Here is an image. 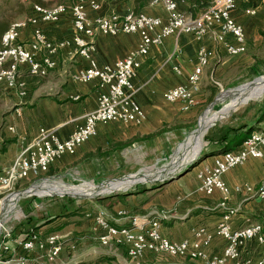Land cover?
I'll return each instance as SVG.
<instances>
[{
    "label": "crops",
    "instance_id": "1",
    "mask_svg": "<svg viewBox=\"0 0 264 264\" xmlns=\"http://www.w3.org/2000/svg\"><path fill=\"white\" fill-rule=\"evenodd\" d=\"M177 2L179 10L193 18L200 16L206 7L203 0H186L185 2L177 0ZM98 3L100 5L98 11L88 12L90 19L112 15L123 16L129 11L161 18L166 16L161 6L150 5L151 0H98ZM250 8L256 10L254 16L244 13ZM231 17L244 28L247 41L249 33L264 32V0H237L236 11L232 12ZM42 29L50 41L70 39L73 29L69 12L57 24L43 25ZM218 31V26L213 27L200 40L188 34L168 37L161 45L151 47L147 56L139 59L140 68L132 79L134 89L132 100L145 115L143 123L139 126L122 123L98 125L95 137L79 147L74 156L63 157L51 168L58 171L81 156L92 157L93 151L104 148L107 149L104 153H115L118 156L126 149L136 145L138 147L139 143L149 145L161 135H163L161 137L169 136L171 133L168 130L178 131L187 125L188 120L192 118L194 108L184 112L181 110V104L166 102L164 94L186 84L188 76L197 66L199 48L204 47L213 53L208 65L202 71L200 83L211 66L210 74L216 76L219 71L227 68L225 64L227 58L234 59L245 55L244 53L238 57L227 56L224 46L214 39ZM30 39L31 30L23 29L19 42L27 44ZM139 41V36L136 34L117 36L97 34L94 40L93 58L99 67L112 66L135 51ZM54 60L57 64L56 69L46 78H33L26 73L22 75L21 80L26 84L25 95L22 97L16 91L0 86V134L3 133L0 139V174L12 164L22 148L37 136L40 128H56L60 140L68 138L82 117L96 109L99 96L105 93V89L99 87L98 80L86 84L74 80L77 73L86 68L88 63L76 55L72 49L60 50L54 56ZM198 96L199 93L196 99ZM260 114L255 121L245 122V117L238 119L239 128L234 127L233 131L245 132L246 137L252 129L264 131V126H259L264 121L263 109ZM234 134L236 135V131L230 132L226 142H229ZM151 136L152 138H149ZM6 141H12V143L5 145ZM239 146L231 151L238 150ZM3 148L4 151L1 152ZM210 149L215 153L222 147L216 146ZM215 155L218 154H209L210 157ZM177 164H174L167 172L170 173L178 168L174 167ZM205 166L211 167L212 159ZM197 172L193 167L179 179L164 187L100 202L98 206L96 205V214L104 210L105 218L110 226L123 227L125 222L124 218L119 216L120 212L148 213L154 217L162 211H167L171 213V216L161 221V235L173 242L190 240L193 229L212 228L223 217V211L219 208L221 195L218 192L210 197L198 193ZM222 180L230 190L228 206L237 209L231 221L233 229L259 224L264 235V201L248 195L245 191L238 193L234 191L236 187L245 185L258 187L264 183V164L260 160L249 159L242 166L223 175ZM53 188L56 190L55 193L59 192L58 194L62 192L71 195L82 194L81 191L57 186L46 188L41 193ZM41 193L35 192L34 195ZM31 232H36L41 237L53 234L61 237L63 249L57 260L49 264H200L199 261L150 253H146L141 259H130L124 245L115 243L109 247L101 245L99 237L104 232L96 227L94 219L88 213L50 219L44 223H38L25 234L9 236L4 240L7 251L2 253L9 264H22L21 260H24L23 264L39 263L38 253L25 251L18 245L19 241L26 239ZM222 249L223 242L216 238L207 249V253L211 256L219 255ZM257 251L256 241H250L245 248V256L256 255Z\"/></svg>",
    "mask_w": 264,
    "mask_h": 264
},
{
    "label": "built area",
    "instance_id": "2",
    "mask_svg": "<svg viewBox=\"0 0 264 264\" xmlns=\"http://www.w3.org/2000/svg\"><path fill=\"white\" fill-rule=\"evenodd\" d=\"M203 1L206 7L196 18L181 12L177 0H151L152 7H162L165 18L129 11L123 16L90 19L88 12L100 9L98 0H75L70 6L58 4L45 8L34 5L31 13L24 19L12 22L0 39V86L24 96L26 84L21 80L22 75L26 73L40 79L47 77L56 69L54 56L60 50L70 48L88 63L86 68L77 73L74 80L83 84L98 80L99 87L105 89V93L99 96L96 109L85 114L65 140L59 139L56 128H40L37 136L22 148L12 164L0 174V193L10 191L22 181L38 179L63 157L74 156L79 147L96 136L98 125H141L145 115L132 100V79L140 68L139 59L147 56L151 47L161 45L165 38L188 34L200 40L213 27L218 26L219 31L214 39L224 46L227 56L243 55L246 52L245 30L231 17L232 12L236 11L237 0ZM67 12L71 17L72 36L67 40L50 41L43 32V25L57 24ZM244 13L254 16L256 10L250 8ZM26 28L31 30V39L27 44H22L19 37ZM97 34H136L140 41L136 50L122 60L112 66L99 67L93 58ZM212 56L211 51L200 47L197 52V66L188 76L186 84L167 91L164 94L165 101L181 104L184 112L196 106L202 71ZM249 159L260 160L264 164V131L250 133L241 142L238 150L220 153L214 156L211 167L204 166L198 170V193L205 197H210L215 192L221 195L219 208L223 211V217L214 227L195 228L191 232L190 240L173 242L160 233L164 215L141 218L120 212L119 216L125 218L126 225L113 227L101 211L94 217L96 227L104 232L99 237L101 245H124L127 256L133 260L150 253L199 261L200 264H264L262 227L252 224L233 229L231 221L237 209L228 206L230 190L222 180L223 175L242 166ZM234 191H245L248 195L264 201V183L258 187H236ZM216 238L223 242L222 253L208 255L207 249ZM250 241H256L258 251L256 255L245 256V248ZM18 245L25 251L38 253V264L55 262L63 249L59 235L41 237L35 232L29 233ZM5 251L7 247L2 243L0 264H9L2 254Z\"/></svg>",
    "mask_w": 264,
    "mask_h": 264
},
{
    "label": "rangeland",
    "instance_id": "3",
    "mask_svg": "<svg viewBox=\"0 0 264 264\" xmlns=\"http://www.w3.org/2000/svg\"><path fill=\"white\" fill-rule=\"evenodd\" d=\"M74 1L0 0V26L5 25L6 31L12 22L22 20L31 13L34 5L45 8L58 4L70 6ZM261 33L251 32L247 35L245 55L234 59L227 58L225 61L227 68L225 70L219 71L215 76L210 74L212 66L208 69L204 80L200 83V92L196 100L197 105L193 107L194 109L192 108V118L188 120L187 125L182 127V129L174 132L168 130L171 133L169 136L161 137L163 136L161 135L154 143L149 142L151 143H148L149 145L147 143H144V145L139 143L138 147L136 145V147L126 149L118 156L115 153H104L107 150L106 148L95 150L92 157L81 156L78 160L64 165L58 171L51 168L54 171L52 175H42L38 179L22 181L10 191L0 193V217L4 204L18 199L14 208L2 218L0 224V245L4 243L8 236L25 234L29 229L37 226L38 223H44L50 219L62 218L63 216L67 218L68 216L84 213H88L94 219L98 203L107 200L111 201V199L121 197L123 194H136L147 187L150 188V185L137 184L126 191L91 195L93 197L85 199L70 194L45 196L46 193L56 192L53 188L41 193L46 188L57 186L65 189H74L75 191L92 192L96 189L94 187L107 186L110 183L115 185L130 177L132 179L131 182L138 183L142 179L141 177L144 176L150 175L158 178L160 174L167 173L171 165L179 163L180 159L175 158V156L183 153L187 140L196 135H198V139L191 147V154L174 167H181L197 152L199 154L192 162L195 172L199 168L204 167L211 159L213 160L214 157H210L209 154L202 156V152L205 150L204 146L208 141H218V139L227 136L233 131L234 127L237 129L238 119L245 117V122L255 121L261 115L262 109L264 112V36ZM238 90H242L241 93L244 95L253 91L255 93L246 99L240 97L231 102L234 97H232L233 93ZM219 97L221 98L219 99ZM224 97H229V101L221 106L215 104L217 99L220 101ZM203 118L207 119L204 127L201 125ZM199 122V131L194 132L197 130ZM261 123V125L259 123L258 125L264 126V121ZM252 132L261 131L252 129L250 133ZM190 133L192 134L188 138ZM2 135L3 133L1 132L0 139ZM177 179L179 177L165 185ZM34 187L35 189L30 193L31 195L23 198H21V195H13L27 192ZM35 192L41 193V196L38 194L34 195ZM100 211L104 212V210ZM159 214L164 215L163 220H167L171 216V213L167 211H162ZM130 215L141 218L153 217L152 214L148 213ZM124 222L126 225L125 218Z\"/></svg>",
    "mask_w": 264,
    "mask_h": 264
},
{
    "label": "bare ground",
    "instance_id": "4",
    "mask_svg": "<svg viewBox=\"0 0 264 264\" xmlns=\"http://www.w3.org/2000/svg\"><path fill=\"white\" fill-rule=\"evenodd\" d=\"M242 90H244V89H242ZM242 90H238V91H236V93H233V95H232V99H231V102H234V100L235 99H237V98H243V99H246V98H248V97H250V96H252L254 93H255V91H253L252 93H249L248 92V94H246V95H244V94H242L241 93V91ZM246 90V89H245ZM249 91V90H248ZM222 96V95H221ZM230 97V96H229ZM229 97H224V98H222L220 101H218L221 97H219V99H217V101L215 102V104L216 105H219V106H221V105H223L225 102H227V101H229ZM218 102V103H217ZM230 102V103H231ZM207 119L206 118H203V120L201 121V125H203V127H204V125L206 124V121ZM202 128V127H201ZM199 129H200V122H199V124H198V128H197V130L195 131V132H198L199 131ZM197 139H198V135H196V136H194V137H191V138H189L188 140H187V142H186V146H185V149L183 150V153H180V154H177L176 156H175V158L177 157V159H180V161L179 162H181V161H183L187 156H188V154H190V150H191V147L194 145V143L197 141ZM199 154V152H197L193 157H191V159H188L182 166H184V165H186L187 163H189L190 161H192L193 159H195L196 157H197V155ZM174 165V164H173ZM173 165H171L170 166V168L173 166ZM181 166V167H182ZM181 167H178V168H176L174 171H176V170H178L179 168H181ZM173 172V171H172ZM172 172H170V173H172ZM169 172H167V173H165V174H160L159 175V177L161 176V177H163V176H165L166 174H168ZM153 178H155V176H152ZM142 179H140V181H139V183L138 182H131L132 181V179H125V180H123V181H121V182H119V183H117V184H115V185H112L111 183L110 184H108L107 186H101V187H94V188H96V189H94V191H92V192H84L83 190H79V191H81L82 192V194H79V195H73V196H76V197H79V198H88V197H90L92 194H94V193H98L99 192V194H105V193H110V192H115V191H125V190H127L128 188H130V187H132V186H134V185H136V184H140V183H144V182H146L148 179H150V178H148V177H146V176H144V177H141ZM135 180V179H134ZM133 180V181H134ZM124 188H126V189H124ZM34 189H35V187L34 188H32V189H29L27 192H21V193H18V194H13V195H18V196H20L21 195V198H23L24 196H27V195H30V193L31 192H33L34 191ZM59 193V192H58ZM58 193H55V194H48V193H46L45 194V196H51V195H57ZM61 193V192H60ZM61 194H69V193H65V192H62ZM71 195V194H70ZM18 201V199H15V200H12V201H8L6 204H4V206H3V208H2V215H1V217H0V224H1V222H2V218L3 217H5L6 216V213L7 212H9V211H11L13 208H14V205H15V203Z\"/></svg>",
    "mask_w": 264,
    "mask_h": 264
},
{
    "label": "trees",
    "instance_id": "5",
    "mask_svg": "<svg viewBox=\"0 0 264 264\" xmlns=\"http://www.w3.org/2000/svg\"><path fill=\"white\" fill-rule=\"evenodd\" d=\"M5 25L4 26H0V38L2 36V34L5 32ZM263 36H264V32L261 33ZM236 131V135L234 134V137L231 138L229 140V142H226V140H228V135H230V133L225 136V137H222L220 139H218V141H208L207 144H205L204 146V151L202 152V156H205L207 154H220V153H223V152H226V151H231L232 149L236 148L239 146V144H241V142L246 138V133L245 132H241L239 130H235ZM235 131H231V132H235ZM149 138H152L149 137ZM224 142H226L224 144ZM12 141H6L5 145L7 144H11ZM222 147V149L219 151L216 150V152H212L210 151L212 147ZM4 151V148L1 149V152ZM54 173V171L52 169H50L48 172H46L44 175H52Z\"/></svg>",
    "mask_w": 264,
    "mask_h": 264
},
{
    "label": "water",
    "instance_id": "6",
    "mask_svg": "<svg viewBox=\"0 0 264 264\" xmlns=\"http://www.w3.org/2000/svg\"><path fill=\"white\" fill-rule=\"evenodd\" d=\"M197 158V157H196ZM195 158V159H196ZM195 159H193L192 161H190L189 163H187L186 165H184V166H182L181 168H179L178 170H176V171H173L172 173H168V174H166L165 176H163V177H158V178H153L152 176H148V178H150V179H148L146 182H144V183H140V184H149L150 185V188H145L144 190H142V191H140L141 193L142 192H145V191H150V190H153V189H156V188H159V187H161V186H163V185H165V184H167V183H169V182H171L172 180H174V179H176V178H178V177H180L182 174H184L186 171H188V169L190 168V169H192L193 168V165H192V162L195 160ZM172 163V162H171ZM170 163V164H171ZM169 164V165H170ZM137 185V184H136ZM129 189V188H128ZM126 191V190H125ZM139 193V192H138ZM137 194V193H136ZM93 196L94 195H99V192L98 193H94V194H92ZM129 195H132V194H130V193H128V194H123V196H129ZM93 196H90V197H88V198H91V197H93Z\"/></svg>",
    "mask_w": 264,
    "mask_h": 264
}]
</instances>
